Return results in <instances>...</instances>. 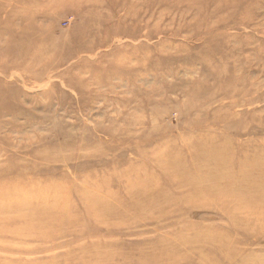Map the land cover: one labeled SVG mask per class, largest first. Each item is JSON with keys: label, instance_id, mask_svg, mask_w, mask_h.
<instances>
[{"label": "rangeland", "instance_id": "rangeland-1", "mask_svg": "<svg viewBox=\"0 0 264 264\" xmlns=\"http://www.w3.org/2000/svg\"><path fill=\"white\" fill-rule=\"evenodd\" d=\"M0 81V264H264V0H0Z\"/></svg>", "mask_w": 264, "mask_h": 264}, {"label": "bare ground", "instance_id": "bare-ground-1", "mask_svg": "<svg viewBox=\"0 0 264 264\" xmlns=\"http://www.w3.org/2000/svg\"><path fill=\"white\" fill-rule=\"evenodd\" d=\"M1 82V81H0ZM5 102H6V99H5V93L4 94H0V106L1 105H3V104H5ZM219 161V160H218ZM255 162H256V160H255ZM219 164H223V163H221V162H218ZM244 164V163H243Z\"/></svg>", "mask_w": 264, "mask_h": 264}]
</instances>
